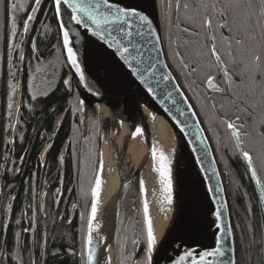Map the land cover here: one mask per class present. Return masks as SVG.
<instances>
[{"label": "snow or ice", "instance_id": "1", "mask_svg": "<svg viewBox=\"0 0 264 264\" xmlns=\"http://www.w3.org/2000/svg\"><path fill=\"white\" fill-rule=\"evenodd\" d=\"M52 21L55 44L49 42ZM0 44V86L8 135L23 123L21 107L35 116L37 105L57 91V81L70 97L65 100L68 107L62 109L68 115L42 125L43 132L40 127L32 129L41 141H49L38 157V168L48 167L45 157L65 119L71 129L55 157L58 186L51 188L48 180L38 182V172L32 173L28 181L21 180L28 188L27 203L21 202L20 207V193L13 189L15 178L23 176L22 167L16 166L17 161L7 166L13 155L8 146L16 140L0 138L5 145L0 180L7 181L0 185V264H67L72 258L74 264H113L114 260L116 264H264V0H0ZM41 44L51 59H46ZM33 61L27 80L29 103L22 105L16 99L20 92L17 74L24 71L22 65L32 67ZM64 68L72 75L62 77ZM37 73L42 74L39 84L34 83ZM81 87L93 96L101 90L105 95L125 93L136 103L141 93L155 98L159 90L181 116L185 115L181 105H186L190 118L200 114L208 118L217 145L222 130L223 150L243 163V175L254 184L253 193L240 196L238 222L231 221L232 208L213 161L211 171L218 186L204 185L202 207L183 224L174 221L175 227L159 240L141 177L139 203L133 201L127 224L121 219L110 245L101 221L103 154L98 162L92 160L91 148L78 151L81 141L73 138L82 135L89 107ZM39 111L43 120L54 109ZM201 123L196 120L199 133L205 131ZM135 135H142V130L137 128ZM18 139L24 141V131ZM83 143L90 144V137L84 136ZM208 155L205 147L195 159L202 165ZM151 158L160 203L173 205L179 187L173 160L155 146ZM24 162L21 155L19 164ZM73 167L76 201L69 197L70 209L61 211L65 195L61 169L71 173ZM205 171L200 168L201 173ZM128 187L126 182L123 188ZM78 209L75 238L58 232L66 216V223L72 224L70 215ZM116 216L121 213L117 211ZM207 234L211 243L202 242ZM109 251L114 254L108 255Z\"/></svg>", "mask_w": 264, "mask_h": 264}, {"label": "water", "instance_id": "2", "mask_svg": "<svg viewBox=\"0 0 264 264\" xmlns=\"http://www.w3.org/2000/svg\"><path fill=\"white\" fill-rule=\"evenodd\" d=\"M55 25V21H54ZM67 73L72 75V73L66 68ZM87 75V73H86ZM18 80L20 82V92L18 93L16 99L21 100L22 94V84H23V72H20L18 75ZM76 84V78L73 76V86ZM81 93L87 96L89 107L87 109V114L89 112H94V109L97 108L101 111V108H105L110 115V121L116 126L115 121L120 117H123L127 122V125H131L132 121V109L130 104V95L125 93L119 94H103L101 90L100 95L93 96L87 93L83 87L79 89ZM133 92L136 91L135 88L132 89ZM139 96L149 99L154 103L158 104L162 112L167 116L171 121L174 128L177 131V137L175 146L173 148V165L175 169L176 179L178 180L179 187L176 190V198L173 205H167V211L164 212V221L166 225V230L164 235L172 228L175 227L174 221L183 224L187 219H189L198 209H200L205 202V189L204 185L210 184L213 188L218 186L217 177L212 174V162L215 161V167L219 172V182L225 188V197L229 202V197L226 189V184L223 176L221 166L219 164L213 143L208 134L203 121L198 115L195 118H190V113L187 112L186 105H181L185 108V115L181 116L176 109V106L173 105L170 101H166L162 98V95L159 90H157V95L155 98L149 96L145 93H141ZM178 98V97H177ZM102 112V111H101ZM67 113L62 115L66 116ZM105 115V114H104ZM199 119L202 121L200 127L205 131L199 133V130L196 127V120ZM139 127L142 130V135L144 139L149 142L151 140V135L147 122L144 118H140ZM117 128V127H116ZM183 129V130H182ZM13 132L9 135V139H12ZM207 143H203L204 141ZM129 142V132L125 131L121 136V143L118 147V158H117V172L119 176V184L116 188L114 199H113V215L110 226L105 228L102 232L107 236L112 232V238L114 236L115 228L117 227L118 216L116 212L120 210V204L123 199V196L127 189L133 184L135 187L139 183L141 172L145 164L146 154L145 151L139 153L138 161L135 165L129 164V172L125 176L123 172V163L125 160L126 150ZM207 147L209 149V155L207 158L203 159L202 165L197 163L196 157L202 154V149ZM195 149V151H193ZM203 167L206 169L205 172L201 173L200 168ZM211 176V179H205V177ZM129 183L128 188H123L125 183ZM252 183V182H251ZM253 188L254 184L252 183ZM230 204V202H229ZM231 221L232 213H231ZM163 235V236H164ZM162 236V237H163ZM203 243H211L210 234L205 235L202 238Z\"/></svg>", "mask_w": 264, "mask_h": 264}, {"label": "trees", "instance_id": "3", "mask_svg": "<svg viewBox=\"0 0 264 264\" xmlns=\"http://www.w3.org/2000/svg\"><path fill=\"white\" fill-rule=\"evenodd\" d=\"M52 23V28H53V33L50 36V43L55 44L56 43V37H55V25H54V21L51 22ZM2 44H0V50H2ZM40 50L42 52H45V57L46 59H51L52 56L49 54V52L46 50L45 46L43 44L40 45ZM25 52L26 55L28 53V49L27 47H25ZM35 66V61L32 62V67H29L27 64L22 65V67L24 68L23 72V87H22V105H26L27 103H29V97H28V93L26 91V78L27 75L29 74L30 70ZM60 75L64 78L67 77L68 73L66 68H64L62 70V72L60 73ZM17 78H18V74H17ZM56 88L57 91L50 95L47 98H44L42 100V102L40 104L37 105V112L35 114V116H33L31 113H28L25 107H21V120L25 123L28 124V128L30 130V135L33 136L35 133L32 131L33 128L36 127H40V131L43 132L45 131V127H42V125H46V124H50L53 120L56 119V117L58 115L62 114V109H64L65 107H67L68 105L65 103V100L69 99V95L65 92L62 84L60 81H57L56 83ZM35 103V102H33ZM53 108L54 111L52 112H48L47 116L43 117V120L41 119V117L43 116V113H41L39 111L40 108ZM202 115V114H201ZM88 119V118H87ZM202 120L209 132L211 141L213 143L219 164L221 166L222 172H223V176H224V180H225V184H226V189H227V193H228V197H229V202L232 208V220L233 223H237L238 222V218H237V211H240L242 214V209L239 208V205L242 203L240 196L241 194L247 192L249 194L253 193V185L252 183L249 181L248 177L243 175L244 173V165L241 161L230 158L231 157V153L230 152H225L223 150L224 144L226 142L225 140V134L224 132L221 130L220 132V137H221V143L220 145H217L215 138L212 135V132L210 130L209 127V123H208V118H206L205 116L202 115ZM7 121L5 119L4 116V98H3V94H2V86H0V138H9L8 133L5 131V125H6ZM23 124V123H22ZM21 124V125H22ZM20 125V127H21ZM17 127L16 131H14V140L15 137H17V135L19 136L20 132L23 131L22 127ZM83 127V126H82ZM71 134V129L69 126V120L65 119L64 121V125L63 128L61 129V131L59 132L58 136L56 137V139L54 141H52L54 143V147L52 150H50L48 156H47V165L48 167H46V169H50L51 172H53V179L57 178V167H56V161H55V157L58 155L59 151L61 150L64 142L68 139L69 135ZM81 136V137H80ZM89 137V132L88 135ZM82 138L83 137V133L81 134H75L74 135V139L75 138ZM31 141V139L28 141V145L29 142ZM49 141H41L35 134V138L33 141V144L31 145V152H30V156H29V164L32 165V162L34 161V163L37 165L38 164V158H37V154L39 152V150L41 149V147L43 145H45L46 143H48ZM4 149H5V145L3 144V140L0 139V164L3 162V153H4ZM98 150L99 148L96 150V156L95 161L98 159ZM30 166V167H31ZM257 166L259 167V164H257ZM62 170V169H61ZM74 172H75V167H74ZM229 173H231V175H229ZM261 175L264 176V171H261ZM72 176V172L68 173L65 169V180L71 179ZM136 193L138 194L139 191V183L137 184L136 188ZM245 199H247V197H245ZM139 200V197H138Z\"/></svg>", "mask_w": 264, "mask_h": 264}, {"label": "bare ground", "instance_id": "4", "mask_svg": "<svg viewBox=\"0 0 264 264\" xmlns=\"http://www.w3.org/2000/svg\"><path fill=\"white\" fill-rule=\"evenodd\" d=\"M130 104L132 109V121L131 125H127V122L123 117H120L115 121L116 127L118 130L117 144L118 146L121 143L122 133L125 131L129 132V142L126 150L125 160L130 165H135L139 158V153L145 151L146 158L143 170L141 172V177H143L146 188H147V199L149 202L150 215L154 223L155 234L159 240L165 233L166 225L164 221V210L166 204H161L159 199V184L157 174L152 171V158H151V148L153 146L158 149H163L165 154L173 160V148L175 146L177 131L174 128L171 121L167 116L162 112L158 104L153 101L138 97V103L135 102L133 97H130ZM101 111L106 116H109L110 113L105 109L101 108ZM140 118H144L147 122L149 132L151 135V140L147 142L143 135H135L134 132L139 127ZM13 139V138H12ZM103 154V172L102 179L104 184L102 186L101 193V221L103 223L102 231L105 228H108L111 224L112 215H113V199L115 195L116 188L119 184V178L115 172H110L107 170V165L109 163V155L107 148L103 147L101 152ZM174 177L175 169L173 165ZM156 192L157 195H153ZM109 244H113L112 232L108 235ZM108 255H112V251H109Z\"/></svg>", "mask_w": 264, "mask_h": 264}, {"label": "flooded vegetation", "instance_id": "5", "mask_svg": "<svg viewBox=\"0 0 264 264\" xmlns=\"http://www.w3.org/2000/svg\"><path fill=\"white\" fill-rule=\"evenodd\" d=\"M37 35H39V34H37ZM18 75H19V73H18ZM22 87H23V84H22ZM20 101H22V94H21V100ZM67 107H65V108H67ZM197 111H199V110L197 109ZM62 114H63V112H62ZM67 115L68 114H66V116ZM199 116H200V118L202 120V115L200 114ZM203 124H204V122H203ZM88 125H89V120H88ZM18 127H20V126H18ZM21 127H22L23 131L25 132V139H24L23 142H21V141H19V139H18L19 136L17 135V137H15L16 143L14 145L8 146V147H10L12 149L13 155L11 156V159H10L8 165H7L8 167H11L12 166L11 161H17V165L16 166L22 167L23 176L22 177L21 176H17L15 178V188L13 189V191L20 193L19 200L17 201V207L22 206L21 202L27 203V201L25 200V191L28 188V183H23L22 184L21 180L23 179L24 181H28V179L32 175V173L38 172V178H37L38 182H41V181H44V180H48L50 182L51 188H55L56 186H58L57 178L53 179L54 178L53 174H52L53 172H51L50 169L38 168L39 160H38V164L37 165L34 163V161L32 162L33 166H31V164H29V156H30V152H31V145L33 144V141H34V138H35V134L33 136L30 135V130L28 128V124L27 123L23 122ZM82 128L83 127L81 126V129ZM205 128H206V126H205ZM88 132H89V128H88ZM208 134H209V132H208ZM13 135H14V132H13ZM12 138L14 140V137H12ZM30 139H31V141L29 142V145H28V141ZM80 141H81V143L77 145L78 151L80 149H83L86 152L88 147H89V144L85 145L81 138H80ZM45 145H43L41 147V149L39 150V152L37 154V158L40 156L41 150H42V148ZM63 147H64V144H63L61 150L63 149ZM49 152L47 153V155L45 157L46 160H47V156H48ZM21 155H23L24 158H25V162H24V164L22 166L19 164V157ZM1 164H3V162ZM61 171L65 172V169H62ZM49 172H50V174H49ZM88 172H90V171L88 170ZM91 174L92 173H89V175H91ZM74 175H75V172H74V167H73L71 179L65 180V178H64L63 187H64V190H65V195H64L63 200H62V202L60 204V210L61 211H63L65 208H69L70 209L71 203L69 202V197L72 198L71 202H75L76 201V191H75V189L77 188V184H76V181L74 179ZM8 179L9 180L12 179L11 175H9ZM6 182L7 181L0 180V185L5 184ZM135 188L136 187L132 184L127 189V191L125 192V194L123 196V199H122L121 204H120V210H119V212L121 213V216L118 217L117 227L120 226L121 219H124L125 224H127V220H128L127 213L129 211V209L133 206V201H137V203H139L138 194L136 193ZM69 189H72V191H68ZM46 190H48V189H46ZM78 213H79V209L77 210V212L75 214H71L70 215V218H72V224L71 225H68L66 223V220L69 218L67 216H66L65 222L63 224H59V222H58L59 226L57 228V231L61 232V233L69 232V233L72 234V237L75 238L76 232H77V230L79 228V225H80V220H79V214ZM141 213H142V208H141ZM141 218H142V215L137 217V219H141ZM76 247L78 249V244L76 245ZM113 254L114 253L112 252V255ZM74 260H75V258L70 259L69 261H67V264H74ZM113 264H116L115 260L113 261Z\"/></svg>", "mask_w": 264, "mask_h": 264}, {"label": "rangeland", "instance_id": "6", "mask_svg": "<svg viewBox=\"0 0 264 264\" xmlns=\"http://www.w3.org/2000/svg\"><path fill=\"white\" fill-rule=\"evenodd\" d=\"M34 70V67L30 70L29 74H31ZM26 78V91H27V80L28 76ZM37 80L34 82L36 84L40 83V76L41 73H37ZM69 75V74H68ZM67 75V76H68ZM67 78V77H66ZM91 115V116H90ZM87 117H92L91 120L87 119ZM86 117V122L81 129V132L83 133V137L81 138L83 140L84 136L88 135V128H89V137L91 139V143L89 144V147L92 150V160H95L96 156V150H98V156H97V162L100 159V154L103 150V147L107 148V152L109 155V163L107 165V170L110 172H115L118 176L117 172V158H118V144H117V138H118V130L114 124L110 121V118L106 115H104L99 109L95 108L94 112H89ZM89 120V125H88ZM88 147V148H89ZM91 173V169H88ZM123 172L126 176L129 172V164L126 160H124L123 163Z\"/></svg>", "mask_w": 264, "mask_h": 264}]
</instances>
